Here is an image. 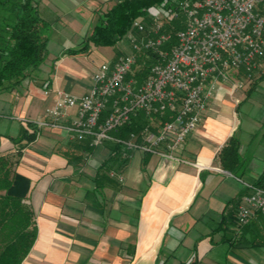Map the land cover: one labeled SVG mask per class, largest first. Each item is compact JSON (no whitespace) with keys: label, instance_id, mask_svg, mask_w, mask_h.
I'll return each instance as SVG.
<instances>
[{"label":"crops","instance_id":"obj_1","mask_svg":"<svg viewBox=\"0 0 264 264\" xmlns=\"http://www.w3.org/2000/svg\"><path fill=\"white\" fill-rule=\"evenodd\" d=\"M116 1L38 0L40 16L51 24L47 57L30 78L0 93V154L21 147L16 171L30 180L26 202L37 227L21 264H264V216L255 214L242 227L235 218L250 193L245 185L264 161L261 112L258 119L242 117L243 110L254 111L251 83L241 88L218 83L178 153L180 160L135 150L124 164L102 165L114 153L112 141L91 147L88 138L69 141L57 128L36 125L52 105L54 90L83 95L97 65L128 48L121 40L56 58L88 35L73 40L81 16L94 12L92 4L100 3L105 12ZM29 122L37 127L35 138L14 143L22 129L32 131ZM232 135L244 158L242 179L223 170L217 159Z\"/></svg>","mask_w":264,"mask_h":264},{"label":"built area","instance_id":"obj_2","mask_svg":"<svg viewBox=\"0 0 264 264\" xmlns=\"http://www.w3.org/2000/svg\"><path fill=\"white\" fill-rule=\"evenodd\" d=\"M150 15L149 23L132 22L122 39L128 48L97 65L86 93L54 90L52 105L36 125L57 128L69 141L88 138L91 147L112 141L123 159L138 150L180 160L178 153L218 83L241 88L264 68V0H193L176 9L155 7ZM150 54L154 60L139 78V58ZM140 115L145 122L138 132L113 135ZM109 175L122 181L113 171ZM257 212H264V188L242 197L238 226Z\"/></svg>","mask_w":264,"mask_h":264},{"label":"trees","instance_id":"obj_3","mask_svg":"<svg viewBox=\"0 0 264 264\" xmlns=\"http://www.w3.org/2000/svg\"><path fill=\"white\" fill-rule=\"evenodd\" d=\"M187 1L193 0L116 1L98 15L91 32L79 46L63 49L56 58L64 54H87L91 45L113 47L124 38L134 20L149 23L153 8L176 9ZM174 24L178 26V23ZM50 31L51 24L40 16L36 1L0 0V93L15 88L39 70L48 54ZM153 60L154 55L151 54L147 59H139L143 62V69L136 72V76H143ZM144 122L145 119L140 115L114 131L113 135L125 138L131 131L138 132ZM28 125L32 131L28 133L22 129L14 143L18 144L23 139L29 142L35 138L36 125L32 122ZM20 148L15 152L0 154V264H21L37 234L35 212L26 202L30 180L16 171L21 157ZM113 151L111 158L102 165L111 160L124 164L120 145L113 143ZM217 159L223 170L242 179L244 158L236 136L232 135L221 147ZM253 188H264V161L258 176L245 185L250 193ZM256 215L264 216V212H257Z\"/></svg>","mask_w":264,"mask_h":264},{"label":"rangeland","instance_id":"obj_4","mask_svg":"<svg viewBox=\"0 0 264 264\" xmlns=\"http://www.w3.org/2000/svg\"><path fill=\"white\" fill-rule=\"evenodd\" d=\"M35 1L37 2L38 0H35ZM92 6L94 7V12L92 13V15L91 13L89 14L85 13L81 16V19H83V24L80 25L79 31L75 30L73 40H76V38H78L79 36L83 37L84 34H89L91 32V30L87 29L89 28V23H90V29H92L94 23L97 20L98 15L101 12H104V9H102L103 6L98 2H96L95 4H92ZM84 12L85 10L83 11V13ZM85 31L88 33H85ZM141 58H143V56ZM251 85H253L252 91L254 92L252 93L250 97V102H251L250 105L254 108V111L253 113H248L243 110V113H242L243 120L245 119L247 120L248 117H251V116H254V117L257 116V119H258L259 118L258 115L260 112H261V117L264 119V68L257 71Z\"/></svg>","mask_w":264,"mask_h":264}]
</instances>
